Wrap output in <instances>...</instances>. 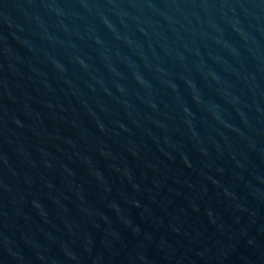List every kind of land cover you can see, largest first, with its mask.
Here are the masks:
<instances>
[{"label": "water", "instance_id": "water-1", "mask_svg": "<svg viewBox=\"0 0 264 264\" xmlns=\"http://www.w3.org/2000/svg\"><path fill=\"white\" fill-rule=\"evenodd\" d=\"M0 264H264V0H0Z\"/></svg>", "mask_w": 264, "mask_h": 264}]
</instances>
